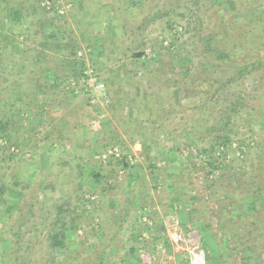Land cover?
<instances>
[{"label":"rangeland","instance_id":"rangeland-1","mask_svg":"<svg viewBox=\"0 0 264 264\" xmlns=\"http://www.w3.org/2000/svg\"><path fill=\"white\" fill-rule=\"evenodd\" d=\"M25 1L16 0L21 17L11 25L25 32L19 42L30 36V50L7 57L4 68L19 82L2 92L12 100V118L9 105L0 103V115L8 118L0 137V252L13 251L7 233L26 216L18 232L23 264H189L195 246L205 251L206 264H243L244 256L233 260L228 251V232L238 214L260 206L236 178L245 180L264 147L241 120L227 127L214 120L213 131L197 141L191 125L205 110L197 111L198 90L184 92L181 70L172 68L174 55L196 65L201 52L211 50L216 17L209 3L215 0L202 1L200 13L186 0L167 18H147L143 8L150 4L140 12L142 0H107L98 23L81 0ZM201 14L205 20L196 23ZM44 38L54 39L50 47ZM58 40L66 47H57ZM138 52L142 56L134 57ZM69 60L84 63L79 77L70 73ZM55 71L68 83L56 85ZM89 72L104 85L95 98ZM252 82L246 80L248 88ZM244 133L251 139L242 149L236 140ZM226 135L230 142L220 140ZM229 197L241 204L232 203L228 218ZM61 225L67 229L63 249L52 241Z\"/></svg>","mask_w":264,"mask_h":264},{"label":"trees","instance_id":"trees-1","mask_svg":"<svg viewBox=\"0 0 264 264\" xmlns=\"http://www.w3.org/2000/svg\"><path fill=\"white\" fill-rule=\"evenodd\" d=\"M40 1L42 0H27L25 3L35 6ZM49 1L53 2V0ZM106 1L81 0L82 9L88 10L92 16V21L98 23L107 14L108 7L105 5ZM111 1L114 4V0ZM202 1L205 3L209 0H188V4L190 3L192 6H195L196 12L200 13L204 9V3ZM168 2L169 0H152L151 2L149 0H142L143 4L141 3L142 5L138 7V10L141 12V8L145 4H150L147 8H143L146 10L147 18L150 15L157 18H167L177 8L184 7L183 3L186 0H171V3ZM15 3L16 0H0V103L9 105V108L7 110L5 109L8 112V118L13 117L12 100L10 97L6 100L7 98H5L2 92L9 88L8 85L11 86L12 82H19L12 80L10 72L8 74L4 73L5 66H7L5 65V60L7 57L13 58L14 53L15 55H19L21 51H29L30 48L28 49L25 43L32 41L30 36H28L26 37L28 40L25 39V41L19 42L18 37L24 35L25 32L23 29H20V26L15 30L11 25L13 21L18 20L16 17H21V6L15 5ZM120 3L118 2L116 4ZM119 7L116 5V9ZM185 8L191 9L189 5L188 7L185 6ZM209 10L212 11L210 15L214 20L216 17V24L212 29L213 31L209 34L211 50L204 49L196 65H193L188 57H181L179 59V55H174L175 59L172 60V63L178 61V65H172V68H179L181 70L178 76L181 77L180 82L182 85L179 86L184 92L186 87H188L187 89L190 90L188 93L194 92L195 89L198 90L199 105L196 109L197 111L201 109L205 110L206 117L204 119H195L191 125L193 137L197 141H203L206 135L213 131L211 126L212 122L218 121L227 127L234 124L236 120H241L242 124L247 125L246 129L251 132L254 129L257 131L258 137L254 140L255 144L264 147V144H261L264 141V0H215V2L209 3ZM10 16L14 19L10 18ZM195 18L196 23L197 21L203 22L205 20V14L203 16L202 14L195 16ZM169 20L167 19L166 21L169 22ZM92 21L91 23H93ZM17 24H19L18 21ZM194 25L198 26L196 24ZM200 31L201 29L197 28L195 32ZM45 38L44 43L47 44L45 46L50 47L54 39L49 38V40H46ZM63 44H65L63 40H58L56 46L60 47ZM63 46L66 47V45ZM40 51L43 52L44 48L42 47ZM142 54V52H138L133 56L140 58ZM213 57H216V59L205 62V59L208 60V58ZM34 58L35 61H40L42 65L44 59L40 60V58L37 59L35 56ZM71 62L70 60L69 62L65 61L72 69L70 73L77 76L82 67H84V63L77 61ZM188 65L189 67L186 69ZM13 68L16 69L14 65ZM54 74L53 82L56 85L68 83L63 76H61L63 78H59L58 72L55 71ZM47 76L46 73L45 78ZM247 79L253 80L252 87L250 88L246 85ZM19 85L10 87L12 91H8L9 94L11 95L12 92L17 93ZM40 88L41 85L37 83L35 89L39 90ZM8 118L0 115L1 138L4 137L2 135L3 131L7 130ZM183 130H185V127L181 129V132ZM248 135L244 133L241 138L236 140L239 148L243 149L247 147V142L251 139ZM220 140L222 142L231 141L228 135L220 138ZM3 148L5 147L0 146V163H2L1 158L5 152ZM211 150L212 148L209 150L205 148L201 149L203 152H211ZM260 153L258 163L255 166H249L250 168L245 180L242 181L241 178H236L241 183V190L249 193L252 197L257 196L259 198L260 208L253 210L251 215L244 213L238 214L237 220L230 228V232L227 229V218L221 219L219 222V231L222 235L225 236L226 232L230 234L228 251L231 257L234 260L238 255L244 256L243 264H252V262L253 264H264V230L261 229L263 228L262 225L264 226V196L260 193L264 190V149H261ZM0 188V192L2 193L4 191V184H1ZM228 200L229 204L224 206L223 210L229 218V214H233L229 210L232 203H240L241 201L237 198L233 200L232 197H229ZM28 210L30 211L31 207ZM1 219L4 221L3 216H0ZM25 222L26 216H22L19 228L17 225L18 229L11 228L10 233H7L13 239H8V243H10L9 245L13 251L9 254L6 251L0 252V260L5 255H11V257L14 256L13 259L10 258L13 261L11 264H23L25 254L20 252L22 251V246L19 243L18 232ZM65 231H67L66 227L61 225L56 234L57 236L52 240L55 248H64ZM28 246L27 244L25 249L29 251Z\"/></svg>","mask_w":264,"mask_h":264},{"label":"built area","instance_id":"built-area-1","mask_svg":"<svg viewBox=\"0 0 264 264\" xmlns=\"http://www.w3.org/2000/svg\"><path fill=\"white\" fill-rule=\"evenodd\" d=\"M91 72H89V74L86 76L88 79L86 82L90 87H92L93 91L92 89L90 90L92 92V97L95 98L96 92H101L102 94L104 85L94 75H92ZM173 240L176 244L180 242V238L176 234L173 236ZM189 264H206L205 251L198 246L191 247Z\"/></svg>","mask_w":264,"mask_h":264}]
</instances>
